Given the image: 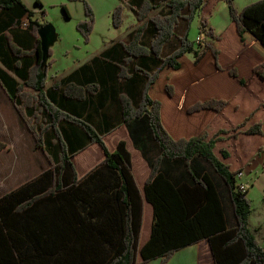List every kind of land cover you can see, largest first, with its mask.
I'll return each instance as SVG.
<instances>
[{
    "label": "trees",
    "instance_id": "trees-1",
    "mask_svg": "<svg viewBox=\"0 0 264 264\" xmlns=\"http://www.w3.org/2000/svg\"><path fill=\"white\" fill-rule=\"evenodd\" d=\"M81 1L87 18L76 28L87 42L94 17L88 3ZM120 1L112 11L113 25L122 23L124 6L138 25L99 57L114 66L125 87L121 122L150 166L143 187L132 172L129 138L119 135L122 124L99 132L90 116L82 117V101L85 92H93L91 85L74 80L75 72L46 87L52 51L49 48L42 65L37 31L47 22L34 16L22 0H0V9L17 18L10 32L0 37V55L5 46L13 58V75L0 66V84L49 163L37 176L0 196V264H147L158 256L163 263L182 246L204 240L214 264H264V245L249 227L247 189L236 181L240 169H230L213 151L230 129H218L209 138L202 133L248 76L261 74L264 0L241 10L234 0H222L230 22L219 34L201 13L207 0ZM195 14L199 38L193 41L188 30ZM23 17L28 18L26 28L20 27ZM246 56L257 61L250 63ZM136 81L141 87L137 97ZM179 88L193 100L183 126L169 129L168 113ZM175 120L180 122L179 117ZM247 120L232 128L231 136H264L260 122L238 130ZM113 140L115 147L110 149ZM93 144L103 156L82 172L81 155ZM6 146L0 141V151ZM219 152L228 156L225 149ZM181 165L194 186L175 190L161 170L174 171ZM209 170L225 186L231 225L225 221ZM145 202L151 207V221L143 241Z\"/></svg>",
    "mask_w": 264,
    "mask_h": 264
},
{
    "label": "crops",
    "instance_id": "crops-1",
    "mask_svg": "<svg viewBox=\"0 0 264 264\" xmlns=\"http://www.w3.org/2000/svg\"><path fill=\"white\" fill-rule=\"evenodd\" d=\"M255 1L258 0H234V4L238 10H241L244 6ZM16 19V16L11 12L0 9V37L10 32L11 24ZM229 22L230 19H227L226 24L215 33L222 31ZM137 25L138 22L135 18V22L128 26L124 36L117 40L125 39L129 31ZM197 37H199V35ZM117 40H112L110 44H105L102 48L88 56L83 55L77 58H71L69 56L68 58L67 55L69 51H66L63 54L60 53V58H57L54 53H52V63L47 72L46 87H49L55 80L75 74V72L74 80H77L78 83H82L85 86L87 84L91 85L93 92H85V97L82 101V103H84V107L80 111L82 117L87 119V117L90 116V123L99 132H104L107 127H115L122 124L119 126V130H122L119 135L126 139L129 138L127 147L131 153L132 172L137 185L143 187L150 172V166L141 151L133 146L126 126L121 122L120 98L126 93L125 87L123 82L117 79L114 66L107 60L99 57L102 51ZM2 49L0 66L7 69L13 75L12 55L6 50L5 46ZM246 59L250 63L257 61V57L254 59L252 56H246ZM140 88V84L136 81L135 90L133 92L136 97L140 92ZM179 90L177 101L174 100L169 109V120H167L169 129L171 126H183L181 120L187 114L186 107L193 100L186 89L179 88ZM57 94L60 95V90ZM204 95H208V91H204ZM72 103L74 102H68V104ZM177 117L180 119L179 123L175 120ZM246 117H248V120L241 130L246 129L256 122H260L264 130V67L261 70V74H250L245 83L240 85L232 93L226 105L209 121L203 128L202 133L209 138L218 129L233 128ZM116 133L117 131L115 130L111 135L114 136ZM222 136L223 139L215 143L213 151L224 163L229 164L230 169H240L238 179L244 177L245 182H240L246 187L248 192L250 176L264 168V136L245 133H239L236 137L228 134H222ZM109 137V135H106V139ZM0 141L7 145L6 148L0 151V181H2L0 185V196L16 188L23 182L37 176L48 168L49 163L43 151L39 148H35L32 134L27 129L25 123L15 109L12 99L5 92L1 84ZM113 141L114 142L108 143L110 149L115 147L116 142L115 140ZM220 149H225L228 152V156L222 157L219 152ZM80 155L81 154L78 156ZM102 156V151L97 145L93 144L86 148L81 155L84 165L82 172L93 167ZM161 172L173 185L175 190L179 189L184 184H188L190 187L194 186L192 179L186 175V169L183 165L174 171L167 172L161 170ZM182 174L185 177L177 181V178ZM207 176L215 186L219 201L223 208L225 221L227 225H231L233 223V218L225 186L222 180L212 170L207 171ZM150 221L151 207L145 202L143 223V234L145 235L143 241L147 237ZM261 229L262 227L259 225L255 231L260 232ZM261 245H264V243ZM161 261L162 257L158 256L149 259L147 264H214L206 240L182 246L174 251L163 263H161Z\"/></svg>",
    "mask_w": 264,
    "mask_h": 264
},
{
    "label": "rangeland",
    "instance_id": "rangeland-1",
    "mask_svg": "<svg viewBox=\"0 0 264 264\" xmlns=\"http://www.w3.org/2000/svg\"><path fill=\"white\" fill-rule=\"evenodd\" d=\"M22 1L29 10L33 11L34 16H38L40 20H44L47 23L49 22L54 26L57 36L49 47L57 58H60V53L63 54L66 51H69L67 55L68 58L69 56L71 58H77L83 55L88 56L102 48L105 44H110L112 40L123 37L128 26L135 22L133 12L129 7L124 6L122 11V23L117 27L113 25L112 11L120 4V0H85L90 6L94 17L92 30L89 34L88 41L85 42L82 34L76 28V24L80 20L87 18L83 1ZM218 1L207 0L205 7L201 11V13L203 12L202 15L204 14L207 20L208 26H211L214 32H218V30L226 24L227 19H230L227 4L222 0ZM63 6L66 7L69 13L68 16L65 14ZM198 35L199 15L195 14L189 26L188 38L194 41ZM243 126H240L238 130H241ZM231 129L232 128H230V133L228 135H231ZM236 181L237 183H240V181L245 182V179L244 177L241 179L237 178ZM1 182L2 181H0V185ZM246 196L251 205V212L248 218L249 227L254 232L258 242L262 244L264 243V168L250 176V183ZM259 225H261L262 229L260 232H256L255 229Z\"/></svg>",
    "mask_w": 264,
    "mask_h": 264
},
{
    "label": "water",
    "instance_id": "water-1",
    "mask_svg": "<svg viewBox=\"0 0 264 264\" xmlns=\"http://www.w3.org/2000/svg\"><path fill=\"white\" fill-rule=\"evenodd\" d=\"M40 38V46L42 52V65L45 64L48 56L49 45L56 39V31L51 23H46L37 31Z\"/></svg>",
    "mask_w": 264,
    "mask_h": 264
},
{
    "label": "built area",
    "instance_id": "built-area-1",
    "mask_svg": "<svg viewBox=\"0 0 264 264\" xmlns=\"http://www.w3.org/2000/svg\"><path fill=\"white\" fill-rule=\"evenodd\" d=\"M27 25H28V18L27 17H23L21 22H20V27L21 28H26ZM198 38L199 37H197V39ZM238 175H240V172L238 173ZM238 175H237V178H238ZM239 186H240L241 189H246V187L241 182L239 183Z\"/></svg>",
    "mask_w": 264,
    "mask_h": 264
}]
</instances>
